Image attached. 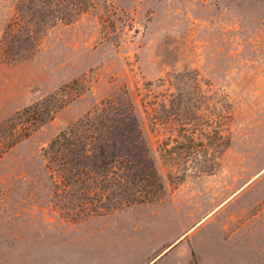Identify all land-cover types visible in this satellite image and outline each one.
<instances>
[{
  "label": "rangeland",
  "instance_id": "rangeland-1",
  "mask_svg": "<svg viewBox=\"0 0 264 264\" xmlns=\"http://www.w3.org/2000/svg\"><path fill=\"white\" fill-rule=\"evenodd\" d=\"M10 25L36 39L0 56V131L73 99L0 137V264H264V0H0V42ZM125 90L163 185L152 202L98 200L46 155Z\"/></svg>",
  "mask_w": 264,
  "mask_h": 264
},
{
  "label": "trees",
  "instance_id": "trees-1",
  "mask_svg": "<svg viewBox=\"0 0 264 264\" xmlns=\"http://www.w3.org/2000/svg\"><path fill=\"white\" fill-rule=\"evenodd\" d=\"M32 32L28 28L23 32L27 36H21L17 27L10 25L0 42V56L10 60L27 57L34 47L24 41L36 39ZM56 97L45 96L17 111L5 124V131H0V137L7 134V143L13 146L73 99L71 95ZM46 155L60 172L63 184L93 188L98 200L122 205L152 202L163 188L127 90L103 101L93 115L59 133L46 149Z\"/></svg>",
  "mask_w": 264,
  "mask_h": 264
}]
</instances>
